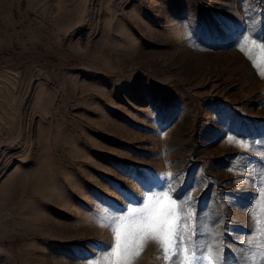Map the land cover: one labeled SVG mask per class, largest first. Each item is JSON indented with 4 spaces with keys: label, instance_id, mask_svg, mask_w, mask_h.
Here are the masks:
<instances>
[{
    "label": "rangeland",
    "instance_id": "1",
    "mask_svg": "<svg viewBox=\"0 0 264 264\" xmlns=\"http://www.w3.org/2000/svg\"><path fill=\"white\" fill-rule=\"evenodd\" d=\"M167 174L183 244L122 259L264 264V0H0V264H117Z\"/></svg>",
    "mask_w": 264,
    "mask_h": 264
},
{
    "label": "snow or ice",
    "instance_id": "2",
    "mask_svg": "<svg viewBox=\"0 0 264 264\" xmlns=\"http://www.w3.org/2000/svg\"><path fill=\"white\" fill-rule=\"evenodd\" d=\"M257 38L259 39L260 37ZM229 139L232 138L230 137ZM170 178L171 174L164 175L161 179V184L158 186L160 191L155 193L157 197H164L163 201L157 199L153 203L152 196H148L146 200L142 197L143 208L126 209L125 211L129 212L128 217H114L110 227L114 232L115 243L114 245H109L111 249L109 255L115 256L117 264H131V254L129 253L128 257L122 259L123 253H128L133 246H142L148 238L155 239L161 243L165 255H167L169 248L176 247L177 243L183 244V236L179 233L177 226L179 215L175 213L176 201L171 200L168 197V193L164 191L165 188L170 187ZM148 191H152V189ZM185 198L190 200V194H176V199L178 200H184ZM261 211H264V204L261 205ZM253 216L255 218L256 233L264 235V222L257 218L255 211ZM125 221H129V223H125ZM177 236H179L178 242ZM184 251L187 252V249L185 248ZM208 251H211L210 247ZM136 254L138 255L139 253L137 252ZM261 255L264 256V253ZM249 259L255 261L256 257L252 256ZM204 260L205 257L202 254L199 257L198 264H204ZM177 261H179L178 255ZM187 264H192V261H187ZM209 264H214V262L209 259ZM224 264H227V260L224 261Z\"/></svg>",
    "mask_w": 264,
    "mask_h": 264
}]
</instances>
